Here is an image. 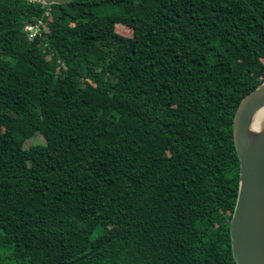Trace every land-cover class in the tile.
I'll use <instances>...</instances> for the list:
<instances>
[{
	"label": "trees",
	"instance_id": "trees-1",
	"mask_svg": "<svg viewBox=\"0 0 264 264\" xmlns=\"http://www.w3.org/2000/svg\"><path fill=\"white\" fill-rule=\"evenodd\" d=\"M51 6L0 0V264H237L234 118L264 82V0Z\"/></svg>",
	"mask_w": 264,
	"mask_h": 264
},
{
	"label": "water",
	"instance_id": "water-1",
	"mask_svg": "<svg viewBox=\"0 0 264 264\" xmlns=\"http://www.w3.org/2000/svg\"><path fill=\"white\" fill-rule=\"evenodd\" d=\"M66 4L75 0H33ZM264 107V82L247 94L234 118V144L240 160V188L230 233L237 264H264V125L256 130L254 119ZM101 247L86 253L91 256Z\"/></svg>",
	"mask_w": 264,
	"mask_h": 264
},
{
	"label": "built area",
	"instance_id": "built-area-1",
	"mask_svg": "<svg viewBox=\"0 0 264 264\" xmlns=\"http://www.w3.org/2000/svg\"><path fill=\"white\" fill-rule=\"evenodd\" d=\"M52 13V6L48 7L45 11L46 16H50ZM24 31L29 40H34L37 37H42L47 31V22L43 17H38L34 21L26 22L24 25Z\"/></svg>",
	"mask_w": 264,
	"mask_h": 264
},
{
	"label": "rangeland",
	"instance_id": "rangeland-1",
	"mask_svg": "<svg viewBox=\"0 0 264 264\" xmlns=\"http://www.w3.org/2000/svg\"><path fill=\"white\" fill-rule=\"evenodd\" d=\"M116 29H117V31L120 32L121 34H126V35H130V34H132V30H131L129 27H127V26H125V25H122V24H117ZM33 142H34V143H43V142H44V138L42 137V135H37V136L34 138ZM33 142H32V143H33ZM29 145H31V141H28V143H27V147H28ZM9 252H10L9 249L0 247V254H2V255H6V254H8Z\"/></svg>",
	"mask_w": 264,
	"mask_h": 264
},
{
	"label": "bare ground",
	"instance_id": "bare-ground-1",
	"mask_svg": "<svg viewBox=\"0 0 264 264\" xmlns=\"http://www.w3.org/2000/svg\"><path fill=\"white\" fill-rule=\"evenodd\" d=\"M264 125V107L256 114L254 128L259 130Z\"/></svg>",
	"mask_w": 264,
	"mask_h": 264
}]
</instances>
